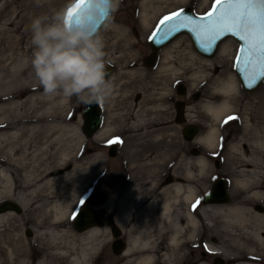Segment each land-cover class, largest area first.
I'll list each match as a JSON object with an SVG mask.
<instances>
[{"label": "rangeland", "instance_id": "rangeland-1", "mask_svg": "<svg viewBox=\"0 0 264 264\" xmlns=\"http://www.w3.org/2000/svg\"><path fill=\"white\" fill-rule=\"evenodd\" d=\"M143 0H121L119 8L113 13L109 20L113 25L103 27L101 34L105 44L107 66L115 70L112 79L114 90L111 98L102 104L104 115L103 126L108 128V132L102 137L89 139L83 132L84 105L79 103L76 97L73 98L72 105L67 106L61 116L68 115L62 119L61 124L68 126L70 132L62 141L66 146L69 140L81 139V147L78 152H73L70 159L60 163L59 156L63 152L52 143V148H48L47 163L52 165L57 180L51 187L44 189L39 195L33 197L31 202L35 205L27 206L22 209V213H15V219L9 221L1 229L12 231L14 237L22 239V244L28 249L38 245L39 253L35 258H47L50 261L69 260L63 253L68 245H71V232H75L73 222L76 213L83 206V199L86 191L87 196L95 191L106 192L109 196L108 202L103 206L106 210L123 218L127 226V240L131 239L138 230L142 216L135 218V208L137 195L143 196L145 188L152 187L153 184L164 182L169 170L180 173L183 169V153L181 148V127L176 118L175 103L178 101L186 102L189 122L201 125L202 136H206L212 129L218 130V139L214 147H208L203 142L204 159L206 166L203 170V194H207L216 179L223 177L228 183L236 184L237 180L251 175V170L256 171V178L264 183V83L255 92L248 93L243 89L242 83L235 71L240 44L233 38L227 39L219 47L214 58L202 57L194 48L189 36L183 35L177 38L165 49H171V59L164 62L161 58L151 68L144 63L146 57L150 55V39L158 28L159 24L169 17L185 8H192L198 15H207L212 11L217 0H152L157 7L162 6V11L152 15V19L147 23H142L140 18ZM78 0H0V36H25V43L31 42L30 23L35 17H42L46 13L52 14L56 10L73 7ZM52 12V13H50ZM22 22V23H21ZM109 24V23H108ZM107 24V25H108ZM177 45H176V44ZM176 45L175 47L173 45ZM229 45V52L222 54L221 48ZM164 51V49H163ZM162 51V52H163ZM170 63V64H169ZM172 65L173 69H165L163 66ZM235 77L239 84V92L231 97H225L218 93L222 81ZM182 84L186 89V95H178V86ZM198 99H195V97ZM25 96L21 95V99ZM225 99L232 103V110L226 113L221 119L214 120L204 109L205 105L218 104ZM135 104L136 107H134ZM147 104L153 106L148 112V118L156 120L157 128L154 141L155 153L147 157L136 152L135 147L142 146L140 141H128L127 148L130 152L110 158L109 148L120 142L119 133L124 123L122 115L124 112L137 110L140 105ZM134 108V109H133ZM143 112V110H141ZM235 117V119H229ZM67 121V122H65ZM55 134L52 139L53 141ZM49 142V143H50ZM236 143V149L233 145ZM42 144V142H41ZM139 144V145H136ZM135 145V147H134ZM57 148V149H56ZM87 148V163L85 151ZM51 149V150H50ZM4 152H0L3 155ZM249 156L245 158L244 155ZM39 161L43 160L42 155H37ZM261 159V160H259ZM122 160L128 166L130 187L121 196L119 184L115 183L113 190H108L105 183L119 175L122 167ZM216 161L220 166H216ZM75 162H80L76 166ZM42 163V162H41ZM244 168V169H243ZM171 170V171H172ZM20 180V173H16ZM237 185V184H236ZM236 191H232L234 199H242L244 193L239 186H233ZM231 189V188H230ZM21 192L17 194L19 197ZM16 196V197H17ZM263 194L257 199H251L247 205L253 207L255 204H263L261 200ZM167 197L163 196V203ZM3 198L0 202L5 201ZM73 201V206L69 215L61 222L54 224L51 220V205H59L67 201ZM33 204V203H32ZM124 210L131 212L128 218L123 217ZM173 219L176 214L183 211L182 200L172 202ZM203 229L204 237L209 243V233L213 232V223L216 222L218 214L208 205L204 207ZM158 210L148 212L144 219L148 225L153 227L148 219L154 220V226L158 227L162 216ZM53 227L57 231H66L64 237L57 240L46 236L47 229ZM142 227V226H141ZM145 229L144 227L142 228ZM228 229V228H227ZM168 230H170L168 228ZM4 231H0L4 233ZM31 231L32 235H27ZM161 230L150 231L152 240L155 242V252L158 257L166 254L168 232L160 233ZM191 232V231H190ZM6 233V234H7ZM84 234V233H82ZM16 235V236H15ZM115 238L103 230L99 235L87 241L91 246L97 242L101 245L90 255L91 264H121L125 262L123 257L113 254L111 243ZM86 243V241H85ZM184 248L183 259H175L176 264H190L199 260L198 252L192 250V246ZM72 246V245H71ZM79 246V245H78ZM256 249L257 253H263V247L259 243L250 239L249 245ZM30 256V251L26 253ZM187 257V258H186ZM173 262V263H174ZM0 264H10L1 263ZM131 264H135L134 262Z\"/></svg>", "mask_w": 264, "mask_h": 264}, {"label": "bare ground", "instance_id": "bare-ground-1", "mask_svg": "<svg viewBox=\"0 0 264 264\" xmlns=\"http://www.w3.org/2000/svg\"><path fill=\"white\" fill-rule=\"evenodd\" d=\"M152 2V0H143L140 3L142 7L140 18L143 24L149 22L153 14L161 12L163 9L162 6L157 7ZM46 12L48 11L45 8L44 16H51V14ZM112 25V23H109L107 27ZM23 33L15 37L0 36V152H4L3 155H0V200L5 198V201L15 202L22 209L28 205H35V200L31 202L33 201L31 199L39 195L44 189L51 187L57 180L51 167L52 165L47 163L50 159L48 148L52 143H55L57 148L62 152L64 148L62 141L67 138L66 135L70 130L67 124H61L62 119L66 120L68 115L62 117L61 114L73 102V98L64 99L61 96L44 95L43 88L39 85V81L35 77L31 67L33 53L31 42L25 43ZM175 44L173 45L174 47L177 45ZM170 48L164 49L160 55L161 60L166 63L171 59L172 53ZM229 49V45H224L221 48V53H228ZM169 64L164 65L163 68L173 69L176 72L177 70ZM238 92L239 84L233 76L222 81L218 88V93L225 97H231ZM21 95H24L25 98L21 99ZM153 108V106H150L148 108H141L139 112L137 110L134 120H138L139 123L143 122V120L145 121V118L148 119L149 113L144 111ZM232 108V103L229 99H225L219 105L208 104L204 106L209 115L218 121L231 111ZM154 121L156 123V120ZM156 131L153 132L154 136ZM107 132L108 128H105L104 125L95 136L102 137ZM55 134L57 135L54 137V140L50 142ZM218 137V130L214 128L206 136H203L200 141L204 142L208 147H214ZM80 142L81 139L77 140L76 138L68 141L59 156L60 163L70 159L73 152L80 150ZM233 147L234 149L237 148L236 146ZM37 155H42L43 160L39 161ZM244 156L245 158L249 157L247 155ZM79 163L75 162L76 166H79ZM200 164L203 173V167L206 166L205 159H202ZM250 172L251 175L237 180V185L235 184L246 195L244 198L245 202H233L227 205V207L212 206L215 204L208 205L218 214L219 221L222 227H224L223 233L231 238V244H229L225 252L226 264H264V247L262 249L263 253L259 254L256 249L248 246L250 239L264 246V217L259 213H254L251 207L247 205V202H250L251 199H257L258 196L264 195V183L259 182L256 178L255 170H251ZM16 173H20V180L16 176ZM153 185L156 188L158 186V184ZM19 192L21 194L18 197L17 194ZM184 193V187L180 184L156 189L154 194L155 199L144 203V209L140 212L142 219L141 222L138 220L139 227L136 234L131 239L126 240L127 246L122 256H120L124 258L125 262L121 264H131L133 262L135 264H176V261L174 262L175 259H183L184 248L189 244L191 245L200 228L199 219L193 218L190 214L187 215L186 219L188 221L187 228L185 224L180 222L179 218L173 219L172 202H179L182 198L191 201L195 196L192 190L186 194ZM163 196L167 197L164 203ZM5 201L0 202V204ZM72 204L73 201L70 200L59 205H51L52 222L57 224L65 219L69 215V211L73 206ZM103 206L97 208L100 213L105 210ZM156 210L162 216L157 229L161 230L160 233L164 232L167 228L170 229L166 239V254H161L160 258L157 252H155L156 244L152 240L150 233L152 230H157L154 226V220L148 219L153 224L152 227L145 221L147 219L143 218L146 211L155 212ZM204 215L203 208V219ZM130 216L131 212L124 210L123 217L128 218ZM13 219H15V213L10 210L9 212L0 213V231L3 232L4 229L1 228ZM121 221L126 227L127 223L124 222L123 218H121ZM217 222L218 220L213 223V226ZM104 226L92 227L87 232H83L84 234L80 233L81 235L71 232V242L69 243L72 246L68 245L63 252L68 258L69 263H62L60 260L50 261L43 257L33 260L32 257H35L39 253V243L37 246L34 245L28 249L27 246L22 244L20 237L16 235L14 237L11 235L12 231H8L7 233L5 230L4 233L0 232V262H8L10 264H91L90 255L101 245V242H97L91 246L87 241L92 240L103 230L109 234L110 225H107L108 227ZM143 227L145 228L144 230L142 229ZM47 230L45 235L55 240L64 237V234L68 235V232L64 230L57 231L53 227ZM244 240L246 241L245 243ZM29 251L30 256L26 254ZM184 264H186V261ZM200 264H211V262L204 260Z\"/></svg>", "mask_w": 264, "mask_h": 264}, {"label": "clouds", "instance_id": "clouds-1", "mask_svg": "<svg viewBox=\"0 0 264 264\" xmlns=\"http://www.w3.org/2000/svg\"><path fill=\"white\" fill-rule=\"evenodd\" d=\"M39 3V0H37ZM121 0H92L93 22L69 21L67 8L30 23L33 48L31 67L46 96L76 97L86 108L105 104L114 83L108 76L102 28L110 23L102 13H114ZM100 24L96 25L95 21Z\"/></svg>", "mask_w": 264, "mask_h": 264}, {"label": "flooded vegetation", "instance_id": "flooded-vegetation-1", "mask_svg": "<svg viewBox=\"0 0 264 264\" xmlns=\"http://www.w3.org/2000/svg\"><path fill=\"white\" fill-rule=\"evenodd\" d=\"M162 51L163 50L159 51L156 54L155 64L161 58L160 55ZM152 55L153 53L151 50L150 55L145 58L144 63ZM183 103H184V116L186 117L185 118L186 122L180 123L183 125L181 127V135H180L182 142H183V146L181 148V151L183 153V168H182L183 170L180 173L173 172L172 169H171L172 171L169 170L165 176L164 182L159 183L157 188L163 189V188H167L170 186L172 187V185H175V184H180L184 187V192H185L184 194L188 193L190 190H192V192L195 194V196L193 197L191 201H187L186 198H182L183 211H180L179 214L176 216V218L180 219L181 223L185 224L186 228L188 227V221L186 220L187 215L190 214L193 218L196 217L199 219L200 228H199V231L197 233L195 240L193 241L194 243L192 246V250L193 251L196 250L198 252L199 260L191 262L190 264H200V263H203L204 260H209L211 264H226L227 259L225 256L226 255L225 252L227 250L226 248L229 247V244H231L230 243L231 238L229 236H226L223 233L224 227H222L221 223L217 222V224H214L213 232L209 233L208 238L211 239L210 243L207 240V238L204 237V234L206 232L203 229L202 212H203V208L205 207L203 201H204L205 195H207L210 191L205 195L203 194V191H202L203 173L201 170L200 161L204 159V155H203L204 152H203V143L200 141V139L203 137L202 136L203 131H202L201 125H197L195 124V122H191V123L189 122V119H188L189 113L187 112L188 107H187L186 102H183ZM136 105L138 104H135L134 107H136ZM143 107L148 108L150 106L147 104L140 105V107L137 109L138 112ZM137 110L135 111L132 110L130 112H124L122 114L124 115V117L122 118L124 123L121 126L122 128H121V131L118 137L120 142H118L117 144H114L118 151L117 156L119 155L123 156L125 152L131 151L129 150V148L126 147L128 143L126 139H128L129 142L130 141H140L138 143L141 144L142 146H139L136 148L134 145L136 152L139 153L140 155L149 157L156 151V148L154 146V141L156 139H154V134H153V132L157 130V128H155L154 126L155 121L153 119L150 120L149 118L148 119L145 118L146 119L145 121L143 120V122L139 123L138 120H134ZM103 112L104 111H102V113ZM176 118L178 120L177 112H176ZM103 120H104V115H103ZM191 126H197L199 127V130H198V133L194 137L189 138L185 135V130H187ZM139 144H136V145H139ZM235 145L236 143H234L231 146H235ZM85 158H86V163H87V148L85 151ZM121 162H122L121 171L119 175H116L115 177L117 178L116 183L117 185L119 184L120 189H121L120 191L121 196H123L130 187V180H129V175L127 174V172H129L127 171L128 166L124 163V160H122ZM216 166L218 167L220 166L219 161H216ZM218 179H216L215 181H217ZM226 183H227V192L230 198L229 203L224 204V205L215 204L212 206L227 207V205L233 202L235 203L245 202L244 196L242 195H241V197H243L242 199L240 198L234 199L232 191L233 192L236 191L233 188V186H236V185L234 183L232 184V182L231 184L228 183L227 180H226ZM157 188L154 187V185H152V187H150L149 189L145 188L143 190V192H146V194H144L143 196L137 195L136 208L134 210L136 214L135 215L136 219L137 217L140 218L142 216L140 212L144 209L143 208L144 203L148 201L151 202L152 200L155 199L154 194ZM261 200L263 201V204H255L253 207H251V209L254 213L255 212L259 213L260 215L264 217V196ZM83 201L84 202L87 201V184H86V191H85ZM11 212L17 213L16 211H11ZM148 212L149 211H146L144 215H146ZM101 214L105 220L104 227H108L107 225H110L109 228H110V233H112V236H113V228L116 226L119 229V238L112 240V243H111L112 252H113V243L115 242H118L121 246H124V249H125L127 246V241H126L127 237H126V230L124 229L125 226L123 222L121 221V219L117 215H115L114 213H111L110 211L106 209L103 210ZM164 231L168 232L169 230L167 228ZM27 235L29 236L32 235V232L31 231L27 232ZM245 242L246 241L244 240V243ZM124 249L121 252L122 254L124 252ZM122 254H119V256H122ZM231 261H234V260H231ZM97 264H102V263H97Z\"/></svg>", "mask_w": 264, "mask_h": 264}, {"label": "water", "instance_id": "water-1", "mask_svg": "<svg viewBox=\"0 0 264 264\" xmlns=\"http://www.w3.org/2000/svg\"><path fill=\"white\" fill-rule=\"evenodd\" d=\"M214 8H219L220 5L215 3ZM214 8L210 13H214ZM179 16L175 14L168 17L169 19H164L163 23L161 22L153 38L150 39V46L153 55L149 57L145 64L147 67L151 68L155 64L156 54L166 48L168 45L173 43L178 37L186 35L191 39L195 50L203 57L211 59L214 58L217 54L219 47L224 41L229 38H233L240 44V52L238 53V58L236 61L235 71L238 74V77L242 83L243 89L248 93H253L257 91L264 83V76H260L253 71V66L251 64L246 65L245 57L248 55L246 51L242 49L247 48L245 41L241 40L240 37L232 32H225L221 35H217L215 39H212L206 32L203 30L202 26L208 24L207 15L200 16L197 15L192 8H185L178 12ZM177 14V13H176ZM113 13L104 12L102 16H107L110 20ZM96 25L100 24V21H95ZM175 26V27H174ZM174 27V30L168 32V35L165 36V32L169 28ZM252 59H255L253 57ZM107 79H113L115 70L111 66H107ZM249 83L252 84L249 87ZM178 95L183 97L186 95V89L181 84L178 87ZM199 95L195 97L198 99ZM175 110L178 116L179 123H185L184 116V103L183 101H178L175 103ZM83 120V132L85 136L89 139L95 137L96 133L101 129L103 123V114H102V104L92 105L90 108L84 106ZM199 127L191 126L185 130V135L189 138L194 137L198 133ZM117 148L113 145L108 152L110 158L117 157ZM117 178L114 177L112 180H109L105 183V187L108 190H113L115 188V183ZM108 201V194L103 191H95L90 193L87 197V201L83 203L82 208L75 215L73 222V228L75 232L83 233L89 230L92 227L103 226L105 225V220L102 217V214L97 210L98 207L103 206ZM230 198L227 192V183L226 180L222 178L215 181L210 192L204 197V205L210 204H227L229 203ZM16 211L21 213L22 208L15 202L5 201L0 204V213L7 211ZM113 236L119 238V229L117 227L113 228ZM124 246H121L118 242L113 243V253L116 255L122 254Z\"/></svg>", "mask_w": 264, "mask_h": 264}, {"label": "snow or ice", "instance_id": "snow-or-ice-1", "mask_svg": "<svg viewBox=\"0 0 264 264\" xmlns=\"http://www.w3.org/2000/svg\"><path fill=\"white\" fill-rule=\"evenodd\" d=\"M217 3L220 7L208 14V24L202 26L203 30L212 39L225 32L238 35L247 44V48L242 49L248 54L245 57L246 65L251 64L255 73L264 76V0H217ZM92 6V0H78L67 10L69 21L76 24L93 22L94 17L88 11ZM175 15L178 17L179 13ZM174 27L169 28L165 36ZM251 86L249 83V87Z\"/></svg>", "mask_w": 264, "mask_h": 264}]
</instances>
